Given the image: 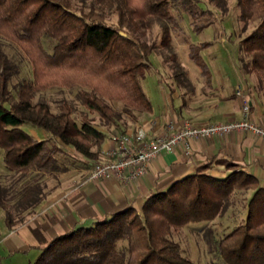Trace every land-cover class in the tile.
Returning <instances> with one entry per match:
<instances>
[{
  "label": "trees",
  "instance_id": "obj_1",
  "mask_svg": "<svg viewBox=\"0 0 264 264\" xmlns=\"http://www.w3.org/2000/svg\"><path fill=\"white\" fill-rule=\"evenodd\" d=\"M142 1L139 9L133 0H0V149L6 170L20 183L12 200V189L0 181L8 228L24 223L62 186L58 179L50 186L47 177L92 169L103 161L108 132L152 113L142 85L156 51L146 40L151 20L162 24V46L169 48L172 33L181 30L175 9L197 21L212 17L197 0ZM237 6L244 28L258 23L240 41V70L264 85V0H237ZM111 15L117 16L116 24H109ZM212 25L211 20L195 24V31ZM45 38L53 42L51 52ZM7 43L21 49L33 67V80L14 89L17 98L11 85L19 70ZM212 44L187 43L189 59L209 87L212 75L203 52ZM182 75L185 81L179 83L189 86L187 72ZM54 87L79 88L83 110L62 100L54 113L46 101H35L36 92ZM115 102L124 105L122 111L113 108ZM30 129L46 136L38 138ZM215 164L224 166L225 176L212 173ZM237 190L254 191L245 221L215 239L211 250L220 264H264V186L237 163L216 159L149 196L141 210L130 206L53 237L32 264H197L185 256L173 230L215 220Z\"/></svg>",
  "mask_w": 264,
  "mask_h": 264
},
{
  "label": "crops",
  "instance_id": "obj_2",
  "mask_svg": "<svg viewBox=\"0 0 264 264\" xmlns=\"http://www.w3.org/2000/svg\"><path fill=\"white\" fill-rule=\"evenodd\" d=\"M236 67L240 69L237 61ZM237 68L233 84V79L228 76L223 65H213L210 68L212 85L209 87L199 68L194 66L193 72H198L196 94H185L171 86L167 91L163 86L164 79L158 80L162 94L156 101L150 98L152 113L143 114L141 121L135 125L127 121L122 128L108 132L102 160H105V152L116 147L114 137L119 133H135L143 129L148 135L154 136L161 134L170 123L180 127L184 121L204 126L243 120V103L236 96L240 86L251 105L250 121L264 126V85L254 75L242 73L241 76ZM187 72L188 77L192 78L193 73L190 70ZM190 145L189 155L182 148L173 153H161L139 180L126 179L128 172L125 173V179L92 180L88 178L89 170L84 169L73 171L70 177H62L67 185L60 178L62 186L56 188L24 223L13 229L7 227L5 220L0 225V264L13 259H29V264H32L41 248L53 237L77 226L92 225L98 219L130 206L141 210L149 196L165 191L175 181L196 172L212 159L237 163L244 171L256 176L264 186L263 140L249 133L233 132L209 139H193ZM212 173L225 176L226 170L223 165L215 164Z\"/></svg>",
  "mask_w": 264,
  "mask_h": 264
},
{
  "label": "rangeland",
  "instance_id": "obj_3",
  "mask_svg": "<svg viewBox=\"0 0 264 264\" xmlns=\"http://www.w3.org/2000/svg\"><path fill=\"white\" fill-rule=\"evenodd\" d=\"M199 6L212 13V17L206 20H194L186 11L181 7L175 9V14L181 26L180 31H174L172 33V42L169 48L162 46V24L159 21H152L151 28L147 30L146 40L156 47L155 53L151 57V71L147 74L146 79L142 81L143 88L149 98L156 101V98L162 94L158 80H163L164 88L170 89V86L175 90L178 89L180 92L185 94H196L198 91L197 87V75L193 72V62L189 59V49L187 43L200 44L203 42H212L207 50L203 52L205 61L209 64L210 68L213 65H223V69L231 77L232 82L236 73V61L240 63V41L244 39L251 31L256 27L258 23L249 24L247 29L244 28V24L240 21V10L237 6V0H197ZM134 6L142 9V0H133ZM109 24H116L118 18L116 15H111ZM213 22V25L203 32L198 33L195 31V24L206 23L209 21ZM5 47L7 53L10 55L18 66V74L12 81V91L15 93L16 87L21 82L31 81L34 78L33 67L25 55V53L19 49L16 45L7 43ZM44 45L46 49L51 52L53 47L52 40L45 38ZM245 59L249 57L245 54L242 55ZM242 76V72L240 71ZM190 70L193 73L192 78L188 77L189 86L184 87L179 83L180 80L185 81L182 72ZM180 75L179 77H177ZM188 75V72H187ZM255 76V75H254ZM258 78L257 76H255ZM181 78V79H180ZM258 80V79H257ZM233 82V84H234ZM79 88L67 89L62 87L47 88L36 92L35 101H46L52 108L54 113L58 112V106L62 100L72 102L80 110L83 108L79 105L77 100ZM113 108L118 112L123 110L124 105L120 102L112 103ZM77 117V116H76ZM96 124L100 125L98 119ZM128 120L124 117V121ZM28 129V128H27ZM30 131L38 138H44L46 134L44 132ZM71 173L61 174L57 178L56 176H49L46 178V182L52 186L55 185L57 179L60 180L62 177H70ZM16 176L8 173L5 168L3 160V150L0 149V181L7 182L5 186L9 191L8 197L11 199L15 198L20 183L15 181ZM65 181V178H62ZM66 182V181H65ZM67 185V182L64 183ZM250 191L237 190L232 198L231 205L229 208L215 220L209 222L192 223L183 228L173 230L172 237L177 240L183 249L185 256L192 259L197 264H220L222 261L218 254L213 252L211 244L215 239H220L233 231L237 226L244 223L247 214V202L251 197ZM12 200H14L12 198ZM5 220V211L0 207V225ZM7 225V224H6ZM25 259V258H24ZM29 260V259H28ZM25 259L21 260H9L4 264H29V261Z\"/></svg>",
  "mask_w": 264,
  "mask_h": 264
},
{
  "label": "built area",
  "instance_id": "obj_4",
  "mask_svg": "<svg viewBox=\"0 0 264 264\" xmlns=\"http://www.w3.org/2000/svg\"><path fill=\"white\" fill-rule=\"evenodd\" d=\"M236 96L242 100L244 119L234 122H219L204 126H197L190 121H184L180 127L170 123L159 134L150 136L139 129L135 133H119L115 135L116 147L104 153L105 160L94 165L88 172V178L99 179H125L139 180L149 170L152 161L163 152L173 153L182 148L185 154L191 152L190 142L197 138H213L225 136L233 132L249 133L264 141V126L250 121V102L244 89L240 86Z\"/></svg>",
  "mask_w": 264,
  "mask_h": 264
},
{
  "label": "water",
  "instance_id": "obj_5",
  "mask_svg": "<svg viewBox=\"0 0 264 264\" xmlns=\"http://www.w3.org/2000/svg\"><path fill=\"white\" fill-rule=\"evenodd\" d=\"M122 35H123L124 37H126V34H125V33H122Z\"/></svg>",
  "mask_w": 264,
  "mask_h": 264
}]
</instances>
